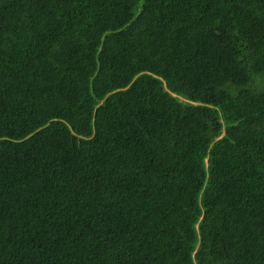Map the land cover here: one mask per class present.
Segmentation results:
<instances>
[{"label":"trees","instance_id":"trees-1","mask_svg":"<svg viewBox=\"0 0 264 264\" xmlns=\"http://www.w3.org/2000/svg\"><path fill=\"white\" fill-rule=\"evenodd\" d=\"M0 264H264V0H0Z\"/></svg>","mask_w":264,"mask_h":264}]
</instances>
